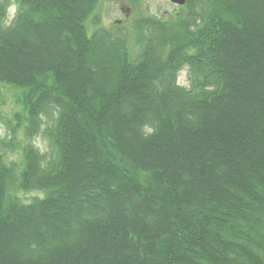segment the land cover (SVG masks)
Instances as JSON below:
<instances>
[{"label": "trees", "instance_id": "16d2710c", "mask_svg": "<svg viewBox=\"0 0 264 264\" xmlns=\"http://www.w3.org/2000/svg\"><path fill=\"white\" fill-rule=\"evenodd\" d=\"M122 1L135 53L100 0H0V264H264V0Z\"/></svg>", "mask_w": 264, "mask_h": 264}, {"label": "rangeland", "instance_id": "374dc122", "mask_svg": "<svg viewBox=\"0 0 264 264\" xmlns=\"http://www.w3.org/2000/svg\"><path fill=\"white\" fill-rule=\"evenodd\" d=\"M181 7L183 6H176L169 0H144L141 3L142 13L146 12L151 16L163 17L165 19L170 15L176 14L178 11L182 14L184 10ZM15 14L16 9L12 7L8 14V24L13 21ZM140 14L141 12L137 9V6L136 8H130L122 0H100L96 13V21L89 19L86 23L88 33L92 35L97 29H106L114 31L119 35L127 36V40H129L128 46L132 52L135 53L137 47L135 45L136 42L132 30V23ZM192 75L193 72L188 69V67L182 70L178 76V85L186 90L191 89ZM9 90L10 89L0 87V113L8 119L13 118L14 114L20 112L21 109L20 105L17 104L15 93ZM52 117H54V115L52 114V116H50L48 113L40 119L36 126L43 131L31 142L47 160H52L54 158V151L50 144L51 138L53 139V125L50 123ZM14 124L16 125V122ZM5 138L6 125L2 119L0 120V140L2 143ZM18 139L21 144L25 143L22 130L18 134ZM7 158L9 162L20 163L22 159L20 148L16 147L14 152L9 151ZM19 197L22 198L24 202L30 203L35 198H43L44 194L40 192L20 193Z\"/></svg>", "mask_w": 264, "mask_h": 264}, {"label": "water", "instance_id": "95a60500", "mask_svg": "<svg viewBox=\"0 0 264 264\" xmlns=\"http://www.w3.org/2000/svg\"><path fill=\"white\" fill-rule=\"evenodd\" d=\"M176 6H184L186 4V0H169Z\"/></svg>", "mask_w": 264, "mask_h": 264}]
</instances>
